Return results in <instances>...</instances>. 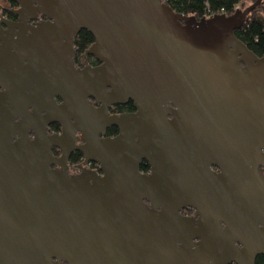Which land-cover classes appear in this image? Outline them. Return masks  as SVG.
I'll list each match as a JSON object with an SVG mask.
<instances>
[{
	"label": "water",
	"instance_id": "water-1",
	"mask_svg": "<svg viewBox=\"0 0 264 264\" xmlns=\"http://www.w3.org/2000/svg\"><path fill=\"white\" fill-rule=\"evenodd\" d=\"M14 1L18 22L0 26V264L264 255V57L233 34L262 0L199 21L161 0ZM38 15L48 20L30 25ZM82 30L96 68H74ZM126 100L135 114L107 116ZM52 123L61 134H47ZM109 126L119 134L98 140ZM74 129L103 177L50 169Z\"/></svg>",
	"mask_w": 264,
	"mask_h": 264
},
{
	"label": "flooded vegetation",
	"instance_id": "flooded-vegetation-1",
	"mask_svg": "<svg viewBox=\"0 0 264 264\" xmlns=\"http://www.w3.org/2000/svg\"><path fill=\"white\" fill-rule=\"evenodd\" d=\"M19 9V6L14 0H0V26L3 30H6V24L18 22V16L16 11ZM48 19L38 15L35 20L30 21V25L36 26L42 21H47ZM80 32V31H79ZM77 33V35L79 34ZM73 39V57L72 62L76 70H82L86 67L96 68L100 66L94 57L85 54V50L81 51L76 44V37ZM92 44V43H91ZM90 44V45H91ZM89 45V46H90ZM89 101L94 109L100 107V103H96L94 99L89 98ZM56 103L61 104V100L56 98ZM107 116H121V115H131L136 113V109L131 100H126L124 103H116L106 107ZM71 123H74L71 120ZM97 129L95 127L93 130ZM62 133V128L57 123H52L48 126L47 134L48 135H59ZM73 141L70 144L71 147L65 145L64 148H71L67 153L61 147L54 146L51 148L52 161L50 164V169L56 172H64L69 178H75L80 176L86 177H103L104 171L101 167V164L98 161L93 160L92 158L86 156L80 148L86 145V141L82 135V132L74 129L73 131ZM119 134V129L116 126L106 127L103 133H97L96 137L98 140H105L114 138ZM213 172H218L216 167L211 168ZM150 166L145 160H141L138 164V172L141 175H149ZM259 173L262 175L261 168H259ZM91 184L92 182L89 181ZM180 214L187 217L194 216V209L184 208L180 211ZM259 227H261L259 225ZM224 228V226H223ZM238 248H241L237 244ZM234 264V263H229ZM254 264H264V255L259 254L254 260Z\"/></svg>",
	"mask_w": 264,
	"mask_h": 264
},
{
	"label": "trees",
	"instance_id": "trees-1",
	"mask_svg": "<svg viewBox=\"0 0 264 264\" xmlns=\"http://www.w3.org/2000/svg\"><path fill=\"white\" fill-rule=\"evenodd\" d=\"M172 11L188 17H194L197 21L215 15H224L226 18L236 12L243 11L256 0H248L247 5H240L241 0H161ZM246 6V7H245ZM237 40L254 54L257 58L264 57V0L257 8L250 12L241 22L240 26L233 31ZM93 42L91 34L82 30L76 37V44L81 51L87 49Z\"/></svg>",
	"mask_w": 264,
	"mask_h": 264
},
{
	"label": "rangeland",
	"instance_id": "rangeland-1",
	"mask_svg": "<svg viewBox=\"0 0 264 264\" xmlns=\"http://www.w3.org/2000/svg\"><path fill=\"white\" fill-rule=\"evenodd\" d=\"M249 3L248 0H241V3L239 4L238 8H240V5L242 7V5H247ZM246 7V6H245Z\"/></svg>",
	"mask_w": 264,
	"mask_h": 264
},
{
	"label": "built area",
	"instance_id": "built-area-1",
	"mask_svg": "<svg viewBox=\"0 0 264 264\" xmlns=\"http://www.w3.org/2000/svg\"><path fill=\"white\" fill-rule=\"evenodd\" d=\"M239 6V5H238ZM238 6L236 7L238 9Z\"/></svg>",
	"mask_w": 264,
	"mask_h": 264
}]
</instances>
